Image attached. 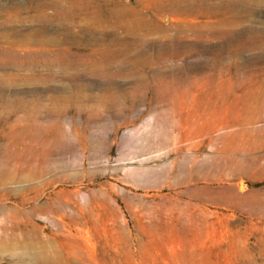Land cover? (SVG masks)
Returning a JSON list of instances; mask_svg holds the SVG:
<instances>
[{"label": "rangeland", "instance_id": "rangeland-1", "mask_svg": "<svg viewBox=\"0 0 264 264\" xmlns=\"http://www.w3.org/2000/svg\"><path fill=\"white\" fill-rule=\"evenodd\" d=\"M0 212V264H264V0H0Z\"/></svg>", "mask_w": 264, "mask_h": 264}, {"label": "bare ground", "instance_id": "bare-ground-1", "mask_svg": "<svg viewBox=\"0 0 264 264\" xmlns=\"http://www.w3.org/2000/svg\"><path fill=\"white\" fill-rule=\"evenodd\" d=\"M74 7V6H73ZM72 9V8H71ZM0 214H1V212H0ZM33 245V244H32ZM9 246V244L8 243H5V242H2L1 244H0V254H2L4 251H6L7 250V247ZM25 251H30V248H27ZM34 257L35 258H42V257H44V255L43 254H34ZM45 259L47 260L48 259V257H45ZM50 259H48L47 261H49Z\"/></svg>", "mask_w": 264, "mask_h": 264}]
</instances>
